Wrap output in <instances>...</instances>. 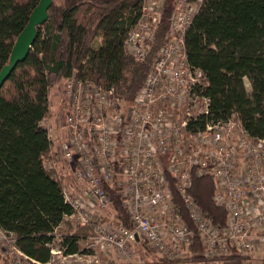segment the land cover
I'll return each mask as SVG.
<instances>
[{
  "label": "built area",
  "instance_id": "built-area-1",
  "mask_svg": "<svg viewBox=\"0 0 264 264\" xmlns=\"http://www.w3.org/2000/svg\"><path fill=\"white\" fill-rule=\"evenodd\" d=\"M204 2L175 0L165 45L132 101H120L114 87L75 72L61 90L64 120L55 129L42 124L50 141L47 169L65 181L64 199L73 208L65 220L90 229V251L131 260L144 242L167 262L181 264L176 261L188 256L193 232L177 211L170 176L210 264H230L232 255L242 264L264 259V139H253L236 116L191 128L211 117V100L202 94L206 76L190 65L186 48ZM164 6L165 0H143L127 35L124 51L139 63L150 53ZM193 172L215 180L214 201L229 212L226 227L216 226L189 195ZM108 187L121 194L133 229L117 223ZM52 254L63 255L59 249ZM0 264L42 263L22 253L15 235L0 226Z\"/></svg>",
  "mask_w": 264,
  "mask_h": 264
},
{
  "label": "trees",
  "instance_id": "trees-1",
  "mask_svg": "<svg viewBox=\"0 0 264 264\" xmlns=\"http://www.w3.org/2000/svg\"><path fill=\"white\" fill-rule=\"evenodd\" d=\"M52 1L28 58L0 90V226L15 235L22 253L42 264L53 260L57 242L64 256L77 255L80 242L91 235L85 227L73 231V223L65 220L73 214L64 199L65 181L47 169L50 141L42 124L52 117L51 91L79 72L114 87L120 101H132L165 45L175 5V0H165L155 41L139 63L125 53L124 43L139 20L143 0ZM40 2L0 0V72ZM99 37L103 43L95 49ZM186 48L190 65L206 76L202 94L211 100V117L191 128L236 116L253 139H264V0H205L186 34ZM168 181L177 211L193 232L188 256L176 262L210 264L174 179L168 176ZM192 183L191 198L216 226L226 227L229 212L214 201L215 180L193 172ZM107 190L117 223L133 229L121 194L116 187ZM61 226L66 229L58 236ZM230 259V264L243 263L240 256ZM159 264L174 263L161 258Z\"/></svg>",
  "mask_w": 264,
  "mask_h": 264
},
{
  "label": "rangeland",
  "instance_id": "rangeland-1",
  "mask_svg": "<svg viewBox=\"0 0 264 264\" xmlns=\"http://www.w3.org/2000/svg\"><path fill=\"white\" fill-rule=\"evenodd\" d=\"M103 43V39L101 37L97 38L94 43V48H99ZM246 82V87L249 92H251V85L248 80ZM64 83L60 86L56 87L51 91V102H50V111H51V119L49 120L52 128L55 129L58 123H61L65 118V106L64 101L61 96V90L63 89ZM73 231H76L77 228L73 226ZM65 227L60 228L57 233L58 236L63 234L65 231ZM144 243H142L143 245ZM81 253L74 255L73 257H68L65 259L63 255H55L52 264H159L161 262V258L159 255L155 254L148 246L145 244L143 247H137L134 250V255L131 260H125L115 255L113 252L104 253L94 251H90L87 248L86 241H81ZM141 245V246H142ZM58 242L55 245V248L58 249ZM263 255H258L256 259L257 263H260L263 260Z\"/></svg>",
  "mask_w": 264,
  "mask_h": 264
},
{
  "label": "water",
  "instance_id": "water-1",
  "mask_svg": "<svg viewBox=\"0 0 264 264\" xmlns=\"http://www.w3.org/2000/svg\"><path fill=\"white\" fill-rule=\"evenodd\" d=\"M52 4V0H41L38 7L32 12L28 25L15 42L9 63L0 72V90L17 66L24 63L28 58L31 49L37 40L39 29L49 19L48 11L52 7Z\"/></svg>",
  "mask_w": 264,
  "mask_h": 264
},
{
  "label": "crops",
  "instance_id": "crops-1",
  "mask_svg": "<svg viewBox=\"0 0 264 264\" xmlns=\"http://www.w3.org/2000/svg\"><path fill=\"white\" fill-rule=\"evenodd\" d=\"M73 186H74V185H73ZM74 187H75V186H74ZM62 227H63V226H62ZM62 227H61V228H62Z\"/></svg>",
  "mask_w": 264,
  "mask_h": 264
}]
</instances>
